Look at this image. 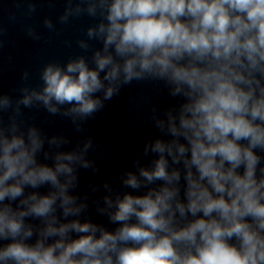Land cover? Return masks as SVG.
Listing matches in <instances>:
<instances>
[{
  "label": "clouds",
  "instance_id": "1",
  "mask_svg": "<svg viewBox=\"0 0 264 264\" xmlns=\"http://www.w3.org/2000/svg\"><path fill=\"white\" fill-rule=\"evenodd\" d=\"M63 2L60 25L92 21L76 40L83 54L47 62L37 86L25 70L18 97L0 94V264H264V0ZM22 3L31 17L37 4ZM133 82L160 84L175 103L151 106L158 135L119 186L77 191L82 170L101 171L88 121ZM23 108L80 136L49 135Z\"/></svg>",
  "mask_w": 264,
  "mask_h": 264
}]
</instances>
